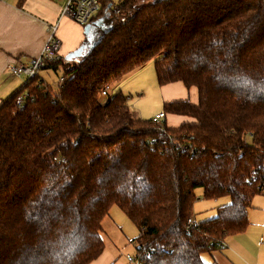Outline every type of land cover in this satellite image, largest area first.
<instances>
[{"label":"trees","instance_id":"trees-1","mask_svg":"<svg viewBox=\"0 0 264 264\" xmlns=\"http://www.w3.org/2000/svg\"><path fill=\"white\" fill-rule=\"evenodd\" d=\"M98 2L110 27L45 67L63 82L38 75L0 104V264H89L113 205L140 264H206L264 195V0ZM152 59L159 85L196 87L197 103L163 102L194 121L156 125L121 91L101 96ZM197 189L229 203L196 221Z\"/></svg>","mask_w":264,"mask_h":264},{"label":"crops","instance_id":"crops-1","mask_svg":"<svg viewBox=\"0 0 264 264\" xmlns=\"http://www.w3.org/2000/svg\"><path fill=\"white\" fill-rule=\"evenodd\" d=\"M61 5L62 0H0V104L26 81L22 75H10L6 70L7 64L10 62H22L29 57L37 56L48 39L51 26L56 25L55 33L60 40V54L64 58L72 59L79 56L73 54L84 41L86 34L93 37L97 31L103 29L102 26L97 24V20H91L86 25H80L65 16H60ZM42 71L49 72L51 70ZM39 76L47 81L41 71ZM178 99L176 97H164L163 102ZM188 100L192 103H197L198 94L196 99L191 100L188 98ZM170 115L177 117L178 125L187 119L186 116L182 115ZM164 121L166 123L165 118ZM198 193L197 195H201L202 191L199 190ZM260 196L264 197V195L260 194L252 198L251 206L248 209L249 224L246 231L223 239L224 248L226 249L221 252V255H223L224 261L216 259L214 264H220L219 262L239 264L234 260L235 255L238 253L234 254L233 252L238 251L242 255H249L250 245L256 248V252L252 256L256 263H258L257 258H264V217L260 216L264 209V199L258 198ZM227 203H229L228 196L212 200L199 199L195 204V209L200 210L202 213L198 214V211L197 213L195 211L194 219L202 221L214 217L217 208ZM252 240L255 241L251 242ZM224 248H221V250ZM201 258L204 263L209 264V260H205L202 255ZM89 264L127 263L119 260L115 249L108 247L104 241L102 253Z\"/></svg>","mask_w":264,"mask_h":264},{"label":"rangeland","instance_id":"rangeland-1","mask_svg":"<svg viewBox=\"0 0 264 264\" xmlns=\"http://www.w3.org/2000/svg\"><path fill=\"white\" fill-rule=\"evenodd\" d=\"M119 0H111L112 3H117ZM96 14V13H95ZM97 24L100 25L103 22V19H97ZM104 29L110 27V24H104ZM42 75L45 76L46 80L51 84L55 85L58 77L59 71H49L45 72L40 70ZM117 91H121L126 97V104L128 107L136 112L141 118L151 119L155 113L164 112L163 111V98L176 97L179 99H188L191 100L197 98V89L196 87L186 88L180 81L172 82L165 84L164 86L159 85L156 79V73L154 70L153 59L146 62L142 65L138 70H134L133 72L125 75L119 81H115L109 85V92L115 93ZM185 122L194 121L193 118L186 116ZM165 120L169 127H176L178 124V119L175 116H171L170 114H165ZM201 189H197L196 193ZM202 191V190H201ZM198 199L208 200L202 198L201 195H197ZM258 198L264 199V197L260 196ZM195 202V204H196ZM194 209L193 213L198 211L202 213L200 210ZM260 214L261 217H264L263 213ZM246 231V230H245ZM244 231V232H245ZM242 232V233H244ZM242 233H238L235 235L227 236L228 238L232 236H236ZM138 235L137 227L127 218V216L121 211L119 207L113 205L109 213L102 220V232L101 236L103 240L106 242L108 247L115 249L117 253V257L124 263L132 264L127 261V255H134L136 253V244L131 240ZM255 240H252L253 242ZM226 248L223 250L214 249L211 251L203 252L201 255L205 260H209V264H214V260L221 259L224 261L223 255L221 252H224ZM256 252V248L250 245L249 255H242L240 252L235 255V262L239 264H264V258L259 257L258 263L252 258L254 253ZM202 259V258H201ZM203 261V260H202ZM204 262V261H203ZM220 264H224L219 262Z\"/></svg>","mask_w":264,"mask_h":264},{"label":"built area","instance_id":"built-area-1","mask_svg":"<svg viewBox=\"0 0 264 264\" xmlns=\"http://www.w3.org/2000/svg\"><path fill=\"white\" fill-rule=\"evenodd\" d=\"M99 9L98 0H62L60 16H65L80 25H86L95 16V13ZM115 12L117 10L115 9ZM56 25H53L49 29V36L44 44L41 52L34 57H29L24 61L10 62L6 66V70L13 76H24L25 80L35 78L39 75L40 70H45L46 65L49 62L58 61L62 58L60 54V40L56 36ZM63 82V76L59 74V77L54 85L58 87ZM109 94V85H106L102 91L101 96H107ZM25 92L16 97V104H21L25 98ZM165 113L159 112L155 114L151 120L156 125H161L164 121ZM193 221L192 217L188 218V224ZM216 245L219 248H224V241H218ZM142 253L136 251L134 255H127V261L132 264H140Z\"/></svg>","mask_w":264,"mask_h":264},{"label":"water","instance_id":"water-1","mask_svg":"<svg viewBox=\"0 0 264 264\" xmlns=\"http://www.w3.org/2000/svg\"><path fill=\"white\" fill-rule=\"evenodd\" d=\"M100 19H103V22L99 26H102L103 27L104 24H111L109 18H107V17H103V18H100ZM103 29H104V27H103ZM80 53L81 52L78 49V50L74 51V54L73 55H80Z\"/></svg>","mask_w":264,"mask_h":264}]
</instances>
